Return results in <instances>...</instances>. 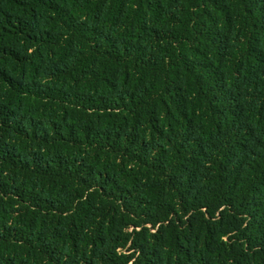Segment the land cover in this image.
<instances>
[{
	"label": "trees",
	"instance_id": "16d2710c",
	"mask_svg": "<svg viewBox=\"0 0 264 264\" xmlns=\"http://www.w3.org/2000/svg\"><path fill=\"white\" fill-rule=\"evenodd\" d=\"M0 264H264V0H0Z\"/></svg>",
	"mask_w": 264,
	"mask_h": 264
}]
</instances>
